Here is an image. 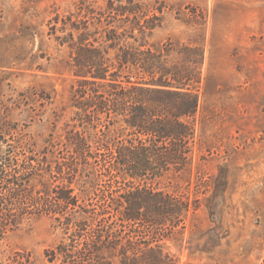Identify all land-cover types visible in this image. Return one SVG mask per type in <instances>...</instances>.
Instances as JSON below:
<instances>
[{"label": "rangeland", "instance_id": "rangeland-1", "mask_svg": "<svg viewBox=\"0 0 264 264\" xmlns=\"http://www.w3.org/2000/svg\"><path fill=\"white\" fill-rule=\"evenodd\" d=\"M110 1L129 6L128 0H0V171L31 178L35 192H47L40 180L51 191L73 178L74 195L88 210L98 207L111 183L114 190L132 186L131 179L109 181L93 159L68 179L53 176L71 157L69 131L89 130L96 148V134L104 129L86 130L75 121L78 78L68 35L85 21L93 31ZM135 1L158 25L146 36L148 45L203 50L191 164L152 183L188 199L190 210L177 229L146 237L179 264H264V0ZM17 200L0 201V264H59L49 252L70 243L74 230L68 233L60 215L46 213L20 216L3 229ZM67 215L88 216L73 209Z\"/></svg>", "mask_w": 264, "mask_h": 264}, {"label": "trees", "instance_id": "trees-1", "mask_svg": "<svg viewBox=\"0 0 264 264\" xmlns=\"http://www.w3.org/2000/svg\"><path fill=\"white\" fill-rule=\"evenodd\" d=\"M128 5L115 6L110 1L93 31L85 21L73 26L79 33L77 41L74 31L68 35L74 51L71 68L78 78L73 96L75 121L86 130L104 129L96 134V148L87 135L89 130L69 131L71 157L57 164L53 176L55 181L68 179L80 164L90 165L93 159L102 165L109 181L120 184L131 179V188L114 190L110 182L109 189L98 196V207L88 210L74 195L73 178L69 185H57L51 191L48 182L40 180L47 192H35L31 178L20 181L8 178L5 168L0 171V184L5 183L2 190L6 191L0 201L19 202L8 208L10 219L3 229L15 226L20 216L46 213L60 215L57 221L68 233L74 230L70 243L62 242L49 252L51 262L179 264L146 236L177 229L190 210L188 199L158 190L152 183L170 172L187 171L191 164L199 108L194 86L201 81L203 50L177 48L173 43L153 48L145 38L158 25L146 18L140 3L128 0ZM111 127L116 128L115 136ZM122 136L127 137L120 140ZM37 176L44 178L40 173ZM69 209L88 216L75 220L67 215Z\"/></svg>", "mask_w": 264, "mask_h": 264}]
</instances>
